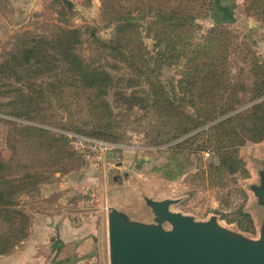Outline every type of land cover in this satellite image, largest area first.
I'll return each mask as SVG.
<instances>
[{"label":"rangeland","instance_id":"374dc122","mask_svg":"<svg viewBox=\"0 0 264 264\" xmlns=\"http://www.w3.org/2000/svg\"><path fill=\"white\" fill-rule=\"evenodd\" d=\"M75 29L76 52L110 74L105 97L61 65L20 64L32 38L37 59L61 58ZM0 90V264H110V209L156 223L146 198L260 238L264 138L238 149L246 172L211 176L198 133L264 100V0H0ZM187 115L201 126L184 132Z\"/></svg>","mask_w":264,"mask_h":264},{"label":"water","instance_id":"95a60500","mask_svg":"<svg viewBox=\"0 0 264 264\" xmlns=\"http://www.w3.org/2000/svg\"><path fill=\"white\" fill-rule=\"evenodd\" d=\"M260 178L252 190L264 207V166ZM146 202L156 223L133 221L117 208L110 209V264H264V221L260 238L251 239L222 226L216 216L201 221L172 211L177 200Z\"/></svg>","mask_w":264,"mask_h":264},{"label":"trees","instance_id":"16d2710c","mask_svg":"<svg viewBox=\"0 0 264 264\" xmlns=\"http://www.w3.org/2000/svg\"><path fill=\"white\" fill-rule=\"evenodd\" d=\"M72 36H77V39H79V29L65 32L62 39L58 42V45L53 47L54 50L58 51L57 55L61 58L48 57V59L43 60L36 58L35 53L39 48V42L35 38H32L31 40L38 44L25 47L27 48V54L21 59L20 64L22 66L40 64L38 74H44V70L57 69L58 66L61 65L69 72V78L73 76V81L77 86L88 90L93 89L92 93L94 94L92 95L96 98L105 97L107 95L106 88H108L107 85H109L108 80L110 79L109 72L106 71L104 67L96 66L91 60L80 56L76 52L74 44L78 40L76 39L73 41L71 39ZM33 59L35 60L33 61ZM102 85L105 86V90L95 89L100 88ZM1 94H3V92L0 90V95ZM24 94L28 97L31 96L28 93L22 92V95ZM41 94H43L42 91ZM95 100L102 101L101 104L106 105L104 99ZM230 110L232 112L235 110V112L227 118L213 124L208 130L198 133V135L206 134L207 137L205 141L207 147L213 146L216 149L219 164L210 165L208 174L211 176H216L225 169L230 172H246L244 161L239 156L238 149L248 141L259 142L264 138V100L254 103L243 111H236L235 108H228L225 112ZM186 117L188 119V126L185 128L184 132L192 131L201 126L195 121L193 116L187 115ZM0 166H2L1 162Z\"/></svg>","mask_w":264,"mask_h":264},{"label":"crops","instance_id":"0c3cea01","mask_svg":"<svg viewBox=\"0 0 264 264\" xmlns=\"http://www.w3.org/2000/svg\"><path fill=\"white\" fill-rule=\"evenodd\" d=\"M224 6L228 7L227 4L224 3ZM230 7V5H229ZM69 231L68 229V223L64 224L62 230L60 231L61 233H65L64 235H61L60 237L63 239L65 238V236L67 235V232ZM71 231V230H70ZM77 233L76 237H81V231L79 229L75 230ZM86 236L83 237L82 240H80L79 246L76 250L77 253H79V255H85L90 253L91 251H93L94 249V239H93V235L91 236L90 234L88 235L87 232L85 233ZM64 242V240H62ZM61 242V243H63ZM59 264H62V262H60ZM64 264V263H63Z\"/></svg>","mask_w":264,"mask_h":264},{"label":"built area","instance_id":"2783aa9c","mask_svg":"<svg viewBox=\"0 0 264 264\" xmlns=\"http://www.w3.org/2000/svg\"><path fill=\"white\" fill-rule=\"evenodd\" d=\"M87 141V139L86 138H81L80 139V142L81 143H84V142H86ZM92 197H95L96 196V193H95V190L93 189V191H92V193L90 194Z\"/></svg>","mask_w":264,"mask_h":264}]
</instances>
